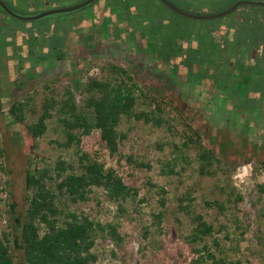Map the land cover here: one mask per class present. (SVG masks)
<instances>
[{"label":"rangeland","instance_id":"rangeland-1","mask_svg":"<svg viewBox=\"0 0 264 264\" xmlns=\"http://www.w3.org/2000/svg\"><path fill=\"white\" fill-rule=\"evenodd\" d=\"M0 1L16 16L33 17L76 7L87 0ZM154 1L157 4L158 0ZM168 1L186 14L201 17L223 12L239 2ZM246 1L264 4V0ZM97 4L28 21L7 16L0 10V148L3 151L1 164L6 171H0V235L16 234L14 217L26 209L24 177L28 159L38 169L52 165L59 158L67 163L76 162L73 149L63 151L51 144L58 139L51 129L39 140L38 149L32 150L24 127L12 123L9 106L19 96L33 92L40 99L41 86L48 82L54 83L59 91L71 88L79 102L81 86L87 78L98 75L99 66L105 62H113L132 73L142 89L177 101L186 122L201 133L205 145L216 148L218 143L231 141V152L226 156L230 162V182L242 202L236 208L227 205L222 215L206 205L214 199H225L220 190L225 184V175L198 177L194 153H188L186 162L181 161L179 153L172 147L177 146L179 140L164 129L123 121L119 130L126 139L113 155H109L99 134L93 132L82 139L81 151L105 170L114 171L126 186L137 192L135 201L126 203L125 214L120 217L116 207L99 189L92 191L88 203L71 208L94 222L118 224L121 244L116 247L109 239L103 241L97 237L91 251L96 257L95 264H194L197 255L180 237L187 235L192 225L187 217L176 212L177 198L187 191L192 192L197 214L214 229L225 227L214 235L222 250L215 252L216 257H226L241 264H264V194L259 190L260 187L264 189V114L261 119H250L243 134L240 119L233 112L227 114L225 111L230 106L225 107L222 97L213 100L211 85L198 86L186 80L182 70L168 71L146 48L144 41L130 39L124 24L108 14L107 0L101 3L107 10ZM91 13L94 15L88 20ZM238 14L225 20L235 19ZM54 46L59 60L52 51ZM173 126L176 132L182 130L178 123ZM128 157L148 168L130 164ZM168 165L173 168L171 175L167 174ZM5 181L9 196L3 191ZM158 187L166 192L164 207H160ZM10 206H14V215L8 214ZM160 212L163 215L157 226L152 215ZM174 216L182 222L181 233L175 229ZM206 244L211 245L209 239ZM212 251L214 253L213 247ZM16 255L21 256L20 252ZM204 264H210L207 258Z\"/></svg>","mask_w":264,"mask_h":264},{"label":"trees","instance_id":"trees-1","mask_svg":"<svg viewBox=\"0 0 264 264\" xmlns=\"http://www.w3.org/2000/svg\"><path fill=\"white\" fill-rule=\"evenodd\" d=\"M107 1L110 12L117 18L124 14L130 34L144 39L155 58L165 65L172 59L178 60L186 70L187 80L193 76L196 85H211L213 100L222 97L225 107L230 106L225 111L227 114L233 112L240 119L243 134L250 119L263 117L264 110L255 100L262 103L264 99V7L241 6L240 10L226 17L239 13L237 18L228 21L226 18L195 21L167 8L153 7L150 0ZM52 51L59 60L56 46ZM98 71V75L89 76L81 86L79 102L71 88L59 91L54 83L48 82L41 86L40 99L33 92L19 96L9 106L12 123L24 127L32 150L38 149L39 140L51 129L58 137L51 144L63 151L73 149L76 162L67 163L59 158L52 165L46 164L38 169L35 163L27 160L24 177L26 209L14 217L16 234L0 235V264H95L96 257L91 251L97 237L103 241L109 239L119 247L122 239L117 222H94L71 208L88 203L91 200L89 195L95 189L104 192L119 217L125 214L126 203L135 201V190L80 148L83 138L97 132L109 155L116 154L126 139L119 130L123 121L164 129L171 137L177 138L178 145L172 147L183 162L187 161L188 153H194L198 177L225 175V184L220 189L225 199H214L206 205L222 215L227 205L236 208L242 202L230 182V162L226 156L231 152V141L218 143L216 148L205 145L201 133L186 122L177 101L142 89L126 68L105 62ZM256 96L258 98H254ZM173 123L180 124L182 130L176 132ZM2 158L0 148V171L6 173ZM126 159L137 167L148 168L143 163H134L131 157ZM167 168V174H173V168L169 165ZM7 185L5 181V193ZM259 190L264 194L263 188ZM157 193L161 197L160 207H164L166 192L158 187ZM191 193L187 191L177 198L176 212L187 217L192 225L188 234L180 237L197 255L193 263L204 264L207 258L210 264H241L226 257H216L215 252L221 253L222 250L214 235L225 227L214 229L197 214ZM13 211L14 206H10L8 214L14 215ZM162 215L161 212L152 215L157 226ZM174 222L176 231L181 233L182 222L177 216H174ZM208 239L210 246L206 244ZM16 252H20V258Z\"/></svg>","mask_w":264,"mask_h":264},{"label":"flooded vegetation","instance_id":"flooded-vegetation-1","mask_svg":"<svg viewBox=\"0 0 264 264\" xmlns=\"http://www.w3.org/2000/svg\"><path fill=\"white\" fill-rule=\"evenodd\" d=\"M102 1L103 0H95V1H93L92 3H90L89 5H91V4H97V5H100L101 3H102ZM164 2H162L161 0H158V2H157V4H156V2L154 1V0H150V3H151V5L153 6V7H156V8H167L168 10H170L171 12H173V13H175V14H177V15H179V16H181V17H184V16H182V15H180V14H178V13H176V12H174L173 10H171L167 5H170V6H172V7H174V8H176L177 10H179V11H181L180 9H178L176 6H174L171 2H169L168 0H163ZM239 2H241V3H244V4H242L241 6H244V5H247V4H249V5H255V6H260V7H264V4H259V3H252V2H248V1H239ZM0 3H2L1 1H0ZM3 4V6L4 7H6V9H8V7L4 4V3H2ZM167 4V5H166ZM96 5V6H97ZM102 5V4H101ZM234 5V4H233ZM232 5V6H233ZM88 6V5H87ZM231 6V7H232ZM241 6H239L238 8H236L234 11H232L230 14H228V15H226V16H224V17H222V18H217V19H209V20H218V19H224V18H226V17H228V16H230V15H232L233 13H235V12H237L238 10H240L239 8H241ZM102 7L103 8H105V6L104 5H102ZM231 7H229V8H231ZM228 8V9H229ZM106 9V8H105ZM227 9V10H228ZM0 10L3 12V13H5V15H7V16H10V17H14V16H11V15H9L7 12H5L1 7H0ZM9 10V9H8ZM107 10V9H106ZM10 11V10H9ZM226 11V10H225ZM11 12V11H10ZM107 12H108V14L109 15H111L112 13L110 12V10H107ZM182 12V11H181ZM224 12V11H223ZM12 13V12H11ZM182 13H184V12H182ZM221 13V12H220ZM13 14V13H12ZM186 14V13H185ZM218 14V13H217ZM93 15H94V13H91V15H89V16H87V18H88V20H91L92 19V17H93ZM113 16H114V14H112ZM214 15H216V14H214ZM16 16V15H15ZM192 16H196V15H192ZM210 16H212V15H210ZM17 17H20V16H17ZM115 17V16H114ZM205 17H208V16H205ZM6 18V17H5ZM117 20H119L121 23H123L124 24V26H125V31H128V34H129V38L130 39H132V40H138V41H144L145 42V40L144 39H142V38H140L137 34L136 35H131L130 34V32H131V30L128 28V25H127V23L125 22V17H124V14H123V19H121V18H117V17H115ZM184 18H187V19H191V20H195V21H209V20H196V19H192V18H188V17H184ZM5 20V19H4ZM4 20L2 21V22H4ZM145 45H146V43H145ZM146 48H147V46H146ZM149 49V48H148ZM151 51V50H150ZM151 53L153 54V56L155 57V55H154V53L151 51ZM56 59V58H55ZM158 62H159V64L160 65H162V66H164L166 69H168V71L169 70H171V71H174V72H178L179 70L181 71L182 70V74H183V76H184V78L187 80V73H186V70L184 69V67H182V66H180L179 65V61L178 60H175V59H172L171 61H170V64H168V65H165V64H163L160 60H158L157 58H155ZM173 66H175V67H173ZM188 81H191V82H193L194 84H195V82H194V77L192 76L191 77V79H189ZM254 98H258L257 96L256 97H254ZM255 101H257L256 102V104H257V106H259V105H261V107H262V111L264 110V99H263V101H262V103L261 102H259V100H255ZM261 118H263V117H257V119H261Z\"/></svg>","mask_w":264,"mask_h":264},{"label":"water","instance_id":"water-1","mask_svg":"<svg viewBox=\"0 0 264 264\" xmlns=\"http://www.w3.org/2000/svg\"><path fill=\"white\" fill-rule=\"evenodd\" d=\"M93 1L95 0H87L85 1L83 4L81 5H78L76 7H72V8H68V9H62V10H58V11H50V12H46L44 14H41V15H38V16H33V17H17L15 16L14 14H12L8 9H6V7L3 6L2 3H0V7L5 11L7 12L9 15L11 16H14V17H17L19 19H22V20H37V19H41V18H44V17H47V16H50V15H54V14H65V13H71V12H74L76 10H79L87 5H89L90 3H92ZM162 2H164L163 0H161ZM242 4L244 3H241V2H238L236 4H234L231 8H229L228 10L224 11V12H221V13H218L216 15H212V16H208V17H201V16H192V15H189V14H185V13H182L181 11L177 10L176 8L170 6V5H167L171 10H173L174 12L184 16V17H188V18H192V19H196V20H209V19H217V18H222L228 14H230L232 11H234L236 8H238L239 6H241Z\"/></svg>","mask_w":264,"mask_h":264}]
</instances>
